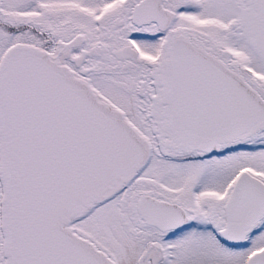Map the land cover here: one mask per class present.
Masks as SVG:
<instances>
[{
  "label": "snow or ice",
  "instance_id": "1",
  "mask_svg": "<svg viewBox=\"0 0 264 264\" xmlns=\"http://www.w3.org/2000/svg\"><path fill=\"white\" fill-rule=\"evenodd\" d=\"M0 264H264V0H0Z\"/></svg>",
  "mask_w": 264,
  "mask_h": 264
}]
</instances>
